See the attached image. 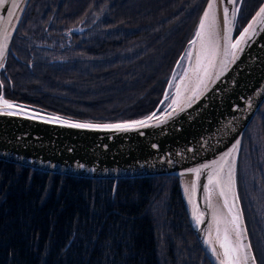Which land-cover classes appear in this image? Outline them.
<instances>
[{
  "label": "trees",
  "instance_id": "trees-1",
  "mask_svg": "<svg viewBox=\"0 0 264 264\" xmlns=\"http://www.w3.org/2000/svg\"><path fill=\"white\" fill-rule=\"evenodd\" d=\"M206 1L31 0L26 12L35 2L54 8L60 20L88 17L100 36L82 51L90 58L80 66H37L33 73L7 60L1 74L13 88L5 96L80 119L144 116L157 107ZM238 186L251 244L264 264V206L257 212L254 199L264 187V102L243 137ZM0 264L212 263L189 224L173 175L116 181L0 159Z\"/></svg>",
  "mask_w": 264,
  "mask_h": 264
},
{
  "label": "water",
  "instance_id": "water-1",
  "mask_svg": "<svg viewBox=\"0 0 264 264\" xmlns=\"http://www.w3.org/2000/svg\"><path fill=\"white\" fill-rule=\"evenodd\" d=\"M16 3L18 7L11 17V23L7 24L11 36L7 42V51L0 60V63L4 65L0 68V82L1 72L5 68L14 36L30 0H16ZM242 3L243 0H237L236 6L239 7V12L232 20L230 33L233 40L238 37L243 28L247 27L255 13L264 5V0L236 34ZM207 4L208 0L185 49L174 64L157 107L144 116L112 121L80 119L8 98L0 92L13 105L11 109H8L0 103V159L41 171L85 178H113L116 181L125 177L173 175L178 179L189 224L202 250L212 264H219L211 251L212 247H215L218 253L221 252L212 215L214 209L225 214L227 209L223 206V198L219 196L218 190H214L212 194L213 208H209L205 201L202 186L207 183L210 169L202 172L199 178L201 187L193 196L194 203H190L189 195L195 177L188 170L219 159L239 140V150L235 153V179L236 192L239 196L237 207L243 212L238 186V165L246 129L264 102V25H254L257 34L246 45H241L243 51H237L238 58L234 61L231 57L228 58L227 70L219 80H215V73L219 71L221 61L224 60L223 8L229 9L231 19V11L234 7L227 3V0L223 4L220 0H216L217 32L221 37V52L216 58V67L210 70L213 79L206 82V88H200L199 98H194L188 106L186 98L191 96L190 89L196 86V77L192 74L188 60H180V58L190 47L189 41L195 38L199 20ZM11 9L12 0H7L4 8H0V17H4L7 21V13ZM194 66L195 56L192 61V67ZM186 68H189V73L185 84L189 90H185L182 85L180 106L173 105L169 108L168 105L175 96V85L180 83L179 77L184 74ZM174 76L176 79H173ZM170 84L172 87H169ZM166 94L168 99H165ZM165 109L169 112L175 109L173 116L163 123L159 120L150 121V126L139 129L116 131L69 126L72 123L100 125L124 123L142 120L153 112L160 117V120H164L162 114ZM9 111L16 114L8 115ZM186 187L189 189L188 193L185 192ZM194 210L205 213L202 217L203 223H196ZM243 226L247 229L244 212ZM220 227L222 231L224 225L221 224ZM209 240L211 244L208 243ZM245 242L251 243L248 229ZM253 254L255 255L254 250Z\"/></svg>",
  "mask_w": 264,
  "mask_h": 264
},
{
  "label": "snow or ice",
  "instance_id": "snow-or-ice-1",
  "mask_svg": "<svg viewBox=\"0 0 264 264\" xmlns=\"http://www.w3.org/2000/svg\"><path fill=\"white\" fill-rule=\"evenodd\" d=\"M225 0H220L223 4ZM7 0H0V8H4ZM227 3L232 4L234 7L231 11V19L229 18V9L223 8V16L225 23L223 40V56L224 60L221 61L220 69L215 73V80H219L223 73L227 70L228 58L231 57L234 61L237 57V51H243L241 45H246L254 35L257 34L254 25H264V5L252 17L247 27L239 33L238 37L233 40L230 35L232 28V20L239 12L237 0H227ZM216 0H208L207 8L204 10L198 24V28L195 32V38L189 41L190 47L186 49L185 54L181 56L180 60L187 59L192 71L193 76L196 77L195 88L190 89L191 96H188V106L194 98L198 99L200 95V88L207 87V81L212 80L211 69L216 67V58L221 52V37L217 32V16H216ZM18 7L16 0H12V9L8 10V19L5 21L4 17H0V60L3 59L5 52L7 51V42L10 39L11 33L8 30L7 24L11 23V17L14 14L15 9ZM193 56H195V66L192 67ZM179 64V62H178ZM4 65L0 63V68ZM189 68L184 69V74L179 77L180 83L175 85L176 92L172 99L169 108L173 105L177 107L181 104L182 92L181 86H184L185 90H189L186 79H188ZM173 79H176L174 76ZM190 82V81H189ZM169 87H172L170 84ZM3 88V83L0 82V89ZM165 99H168V95H165ZM0 103L5 108L11 109L13 105L3 97L0 93ZM183 110V109H182ZM172 112L167 111L162 114L164 120H160L155 112L148 115L142 120L129 121L117 124H86V123H72L69 126L77 128H97V129H112L116 131H127L132 129H139L148 127L149 122L153 120H159L161 123L165 122L168 118L173 116ZM8 115H15L14 112H7ZM63 123H68L63 121ZM143 134V133H141ZM240 141L237 140L232 148L223 153L219 159L213 160L210 164L201 165L198 168L189 169L188 172L194 174V181L191 185V194L189 195V202L194 203L193 196L199 185V178L205 169H210L207 176V183L202 186L205 201L208 203L209 208H213L212 194L214 190H218L219 196L223 198V206L227 209V214L220 210H213L212 219L216 226V239L219 242V249L221 252H217L215 247H212L211 251L216 256L219 264H257L256 257L253 254L252 245L247 240V229L243 226V212L242 209L237 207L239 196L236 192V179H235V153L239 150ZM155 147V145H154ZM80 167H84L80 165ZM185 192L188 193L189 189L186 187ZM231 197V203H230ZM198 209V205L195 206ZM204 212H197L194 210V216L196 223H203L202 217ZM230 217V218H229ZM221 224L224 225L221 231ZM211 236V233H209ZM211 244V240L208 241Z\"/></svg>",
  "mask_w": 264,
  "mask_h": 264
},
{
  "label": "flooded vegetation",
  "instance_id": "flooded-vegetation-1",
  "mask_svg": "<svg viewBox=\"0 0 264 264\" xmlns=\"http://www.w3.org/2000/svg\"><path fill=\"white\" fill-rule=\"evenodd\" d=\"M95 24L96 20L88 17L76 23L60 20L54 8L49 10L34 2L22 18L7 60H17L33 73L37 66L43 69L56 68L60 64L80 66L90 58L89 53L82 51L99 39ZM1 82L0 92L10 94L12 82L8 84L2 74Z\"/></svg>",
  "mask_w": 264,
  "mask_h": 264
},
{
  "label": "rangeland",
  "instance_id": "rangeland-1",
  "mask_svg": "<svg viewBox=\"0 0 264 264\" xmlns=\"http://www.w3.org/2000/svg\"><path fill=\"white\" fill-rule=\"evenodd\" d=\"M261 0H249L247 5L245 6V10L242 11L239 22H238V26H240L242 24L243 18L249 16L250 13H252L255 10V7L257 6V4L260 2ZM252 140H253V144L256 147V149L258 150L260 156L262 157V144L260 142V138L259 135L257 134V132L255 130H253L252 132ZM255 208L257 210V212H261L262 208L264 206V187H262L261 189V193L259 196H255Z\"/></svg>",
  "mask_w": 264,
  "mask_h": 264
}]
</instances>
